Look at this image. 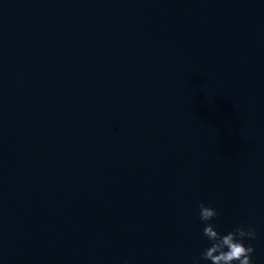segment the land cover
Instances as JSON below:
<instances>
[{"label": "water", "instance_id": "obj_1", "mask_svg": "<svg viewBox=\"0 0 264 264\" xmlns=\"http://www.w3.org/2000/svg\"><path fill=\"white\" fill-rule=\"evenodd\" d=\"M200 203L264 254V0H0V239Z\"/></svg>", "mask_w": 264, "mask_h": 264}, {"label": "clouds", "instance_id": "obj_2", "mask_svg": "<svg viewBox=\"0 0 264 264\" xmlns=\"http://www.w3.org/2000/svg\"><path fill=\"white\" fill-rule=\"evenodd\" d=\"M198 207L199 219L204 223L203 236L209 241V246L199 257L192 259V264H201V261H208L210 264H253L255 249L251 244L246 245L245 240L257 238L255 226H238L222 233L211 223L218 216L217 211L204 203H200ZM123 264H129V261L125 260Z\"/></svg>", "mask_w": 264, "mask_h": 264}]
</instances>
